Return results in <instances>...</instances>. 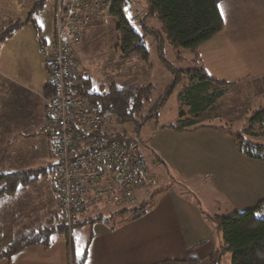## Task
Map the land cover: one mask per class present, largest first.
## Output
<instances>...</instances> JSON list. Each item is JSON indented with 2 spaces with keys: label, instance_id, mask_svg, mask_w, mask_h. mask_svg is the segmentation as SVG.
I'll return each instance as SVG.
<instances>
[{
  "label": "crops",
  "instance_id": "crops-1",
  "mask_svg": "<svg viewBox=\"0 0 264 264\" xmlns=\"http://www.w3.org/2000/svg\"><path fill=\"white\" fill-rule=\"evenodd\" d=\"M220 9L225 27L199 47L197 68L231 86L264 80V0H227L220 3ZM97 28L95 24L91 31ZM82 52L83 47L80 56ZM22 84L0 69V157L11 160L8 166H0V175L41 170L13 162L22 147L17 144L44 134L48 119L44 103L42 129L32 85ZM15 91L25 97L24 116L33 122L21 119L20 114L15 118ZM179 110L181 116L180 103ZM178 116L164 120L140 139L148 152L149 173L157 180L149 193L138 194V205L149 200L145 213L127 221L119 215H107L104 221L80 227L85 239L79 241L78 254L75 241L71 245L66 238L56 236L50 247H28L9 260L1 259L0 264H73L85 256L84 264H212L221 233L210 217L253 209L264 201V161L243 154L234 137L220 129L223 125L198 123L183 131L171 128L177 125ZM31 123L34 126L29 128ZM32 150L28 146L25 152ZM31 187L0 204V253L49 220L37 216L31 222L35 216H26L24 208L17 214L23 199L35 193ZM51 193L49 190L48 199L41 195L42 207ZM53 193L55 197V190ZM55 206L58 211V200Z\"/></svg>",
  "mask_w": 264,
  "mask_h": 264
},
{
  "label": "rangeland",
  "instance_id": "rangeland-1",
  "mask_svg": "<svg viewBox=\"0 0 264 264\" xmlns=\"http://www.w3.org/2000/svg\"><path fill=\"white\" fill-rule=\"evenodd\" d=\"M142 7H148L147 0H138ZM55 8L56 0H0V35L9 27L20 24L11 38L6 39L0 50V69L8 73L14 80L32 85L33 103L36 110L41 112V128H44V86L47 84V74L42 68V63L46 59L47 53L51 49L55 29ZM146 26L154 32H160V37L147 32L141 23L134 25L135 29L144 35L145 45L149 51L148 62H143L138 57L123 58L119 51L118 35L116 33V21L109 20L104 24L98 23V28L88 33L83 52L81 54V64L88 71L92 89L96 93L108 91L112 85L118 89L129 88L135 85L148 83L154 86L153 102L159 100L166 90L173 85L174 76L172 75L168 62L177 70H188L197 68L199 62L197 55L185 50L173 48L167 41L162 32L161 24L156 17L148 16L145 19ZM162 55V56H161ZM163 57V59H162ZM14 58V59H13ZM187 81H183L175 88L173 94L167 103L161 109L159 115L149 119L140 127L133 123H127L122 126L116 125V134H124L130 139L139 141L144 139L145 134L151 133L154 129L161 126V122L170 119V117H180L178 95L186 86ZM16 92V91H15ZM16 94V95H15ZM13 98L18 100L15 106V118L26 120L24 116L27 109L25 107V97L16 92ZM15 101V100H14ZM24 104V105H23ZM32 105V103H30ZM17 106V109H16ZM150 104L146 106L143 116H147ZM264 108V80H250L242 84L232 86L229 94L219 103L215 111L204 115L199 124H220L231 125L235 130L243 129L248 126L247 119L259 109ZM216 117V118H215ZM219 117V119H217ZM13 118V119H15ZM233 124V125H232ZM34 126V125H33ZM32 123L29 128H32ZM257 127L258 138H253L255 143L264 145V129ZM39 127L36 128L38 131ZM32 130V129H31ZM33 131V130H32ZM16 137V136H15ZM55 141L49 137L47 132L41 133L34 141L18 143L22 147L19 154L13 160L15 163H27L29 168H41V173L34 187L35 193H30V197L23 199L19 204L17 214L20 215L24 208L26 216H35L31 222L37 219V216L51 219L56 211L55 202L58 200L56 192L54 197L56 177L49 172L50 164L54 161L52 156V144ZM28 146L33 147V152L27 154L25 151ZM145 161L147 158V149H141ZM0 157V166H8L10 159ZM148 164V162H147ZM52 194L51 199L41 204V195L49 198L48 193ZM50 203V205H49ZM23 205V206H22ZM140 208V204L126 208L127 214L119 215L129 220L131 214ZM226 215V214H225ZM228 215V214H227ZM29 218V217H27ZM3 215L0 214V222ZM81 229L74 230L75 250L78 254L79 241L84 240ZM84 230L83 232H86ZM81 233V234H80ZM82 235V237L80 236ZM82 243V242H81ZM81 245V244H80ZM222 264H231V254L223 256Z\"/></svg>",
  "mask_w": 264,
  "mask_h": 264
},
{
  "label": "trees",
  "instance_id": "trees-1",
  "mask_svg": "<svg viewBox=\"0 0 264 264\" xmlns=\"http://www.w3.org/2000/svg\"><path fill=\"white\" fill-rule=\"evenodd\" d=\"M147 1L148 7L145 8V16L135 24L141 23L147 32L159 36L161 42L163 35L148 28L145 21L148 16L156 17L161 24L162 32L167 41L177 50L182 49L197 55L199 47L221 33L225 27L220 3L227 0ZM114 16L116 18L114 20L116 21L115 30L118 35L117 50L121 56L123 58L138 57L143 62H148L150 54L145 45L144 35H141L135 29V24L130 23L120 12ZM19 27L20 24H17L4 31L0 35V44L11 38ZM164 62L174 76V82L159 100L153 102L155 88L151 84L135 85L122 89L112 85L104 93L94 92L87 95V103L97 113L110 116L115 126L133 122L140 127L149 119L159 115L177 85L185 80L187 81L186 86L178 95L183 113L177 125L170 126L183 131L196 127L201 118L215 111L219 101L223 100L230 92L232 87L230 84L210 77L202 68L177 70L168 62ZM87 86L92 88L91 81ZM51 95V88L46 84L44 96L50 97ZM149 104L150 108L147 116H143L146 106ZM247 121L248 126L243 129L235 130L231 125H223L220 129L234 137L239 149L247 157L264 161V145L252 141L253 138L259 137L256 132L257 127L264 129V110H257ZM116 138L125 140L126 136L117 133ZM40 173L41 170L0 175V204L5 199L13 198L22 190L35 184ZM261 203L253 209L210 217L221 233L220 246L211 257L212 264H222V258L226 254H231V264H264V218L257 215ZM146 204H149V200L147 203L144 202L140 205V208L135 210L131 216L137 218L145 213ZM127 212V209L104 210L85 222L74 224L69 229L61 222L57 211L44 224L24 233L5 248L0 253V260H9L28 247L42 246L48 248L52 245L53 238L56 236L66 238L72 245L75 229L104 221L111 215H125ZM86 258L85 256L83 259L73 262V264H84ZM190 262L193 261L190 260Z\"/></svg>",
  "mask_w": 264,
  "mask_h": 264
},
{
  "label": "built area",
  "instance_id": "built-area-1",
  "mask_svg": "<svg viewBox=\"0 0 264 264\" xmlns=\"http://www.w3.org/2000/svg\"><path fill=\"white\" fill-rule=\"evenodd\" d=\"M119 12L135 24L146 10L138 0H56L51 49L42 63L50 97L45 130L55 141L49 172L61 222L69 229L104 210L138 205V194L149 193L157 180L142 155L143 143L116 138L113 119L97 113L86 101L94 93L80 51L91 28L116 20ZM264 218V202L257 210Z\"/></svg>",
  "mask_w": 264,
  "mask_h": 264
}]
</instances>
